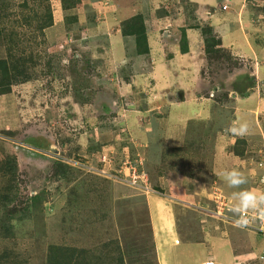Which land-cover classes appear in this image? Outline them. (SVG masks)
I'll return each instance as SVG.
<instances>
[{
  "label": "rangeland",
  "instance_id": "374dc122",
  "mask_svg": "<svg viewBox=\"0 0 264 264\" xmlns=\"http://www.w3.org/2000/svg\"><path fill=\"white\" fill-rule=\"evenodd\" d=\"M69 1L65 11L61 0H0L8 16L0 19V59L33 60L25 62L29 80L0 95V195L9 189L12 201L3 209L0 198V253H11L4 264H45L48 246L60 245L112 264L105 250L118 244L124 264H157L147 194L109 174L118 177L122 161L139 159L149 187L196 193L188 205L195 211L200 202L211 206L214 189L232 206L234 191L264 190V1ZM31 8L52 16L43 34L19 23ZM134 25L143 26L148 53L131 35ZM184 76L197 87L179 86ZM133 82V91L123 90ZM201 112L203 122L189 120ZM237 122L249 126L243 137L227 131ZM170 135L176 141L164 140ZM101 156L112 160L102 166ZM85 168H104L107 178ZM231 169L246 179L239 189L224 179ZM24 206L30 214L19 223ZM173 207L180 245L160 247L158 258L178 255L184 263L189 255L191 263L202 241L216 264H264L263 243L248 231L213 217L209 227L208 216ZM184 220L196 230L186 233ZM230 242L257 257L233 260Z\"/></svg>",
  "mask_w": 264,
  "mask_h": 264
},
{
  "label": "trees",
  "instance_id": "16d2710c",
  "mask_svg": "<svg viewBox=\"0 0 264 264\" xmlns=\"http://www.w3.org/2000/svg\"><path fill=\"white\" fill-rule=\"evenodd\" d=\"M61 1H62L63 10L66 11L68 7H70V4H69L70 1L69 0H61ZM24 7L26 9L28 5L25 4ZM0 11H2V13L0 12V19L2 17L4 19H8V16H6L4 13V10L0 8ZM138 17L140 18V16ZM21 22L27 25V27H30V24L35 23L36 25L35 28L38 30L40 34H43L44 29L52 25V16L50 15L49 12L44 13L42 16V13H38L33 8H31L30 11L19 15V23ZM195 28L196 26L190 27V29H195ZM5 34H6V28L2 26L1 21H0V39H4ZM131 35L137 36L135 39L137 45H140L143 43L141 53H148V41L146 39V36L144 35L143 26L142 25L132 26ZM181 38L183 39V42L186 41V34L184 32L182 33ZM9 40L10 42H12L13 39L10 38ZM25 62L30 63L32 65L33 60H31V58L25 59L24 56L23 57L19 56V60L15 59V65H13L10 63V61L0 59V78H1L0 95L1 94L5 95L7 93H10V89L12 85L16 83L21 84L29 80L30 75L28 73V69L25 66ZM2 81H4L5 84H3ZM131 161H140V160L135 159ZM140 168H142V162H141ZM141 170L143 171V169ZM178 176L179 174L175 177L176 182L179 181ZM155 190L157 191V189ZM9 193H10V190L6 189L0 195V198L2 200L1 208L3 209L6 208L8 204L12 203V201L10 200V196H8ZM34 200H36V197H33L30 199V201H33V203H34ZM28 213H29V210L27 206H24L19 210V223L23 222L25 217H27ZM9 219L10 217H8L7 221ZM5 231H7V229ZM104 247L109 248L107 245H104ZM105 253L111 257L110 259L113 262L112 264H124L123 254L118 244H116V247L114 250L111 249V251H109L107 249L105 250ZM10 255L11 253L7 255V252L5 253L1 252L0 253V264H4L6 260L10 257ZM95 256L96 255L90 254V251L86 249L63 247L60 245H50L47 248L45 264H102L103 262L101 261V259L98 258L97 260ZM96 260L97 262H95ZM108 264L110 263L108 262Z\"/></svg>",
  "mask_w": 264,
  "mask_h": 264
},
{
  "label": "crops",
  "instance_id": "0c3cea01",
  "mask_svg": "<svg viewBox=\"0 0 264 264\" xmlns=\"http://www.w3.org/2000/svg\"><path fill=\"white\" fill-rule=\"evenodd\" d=\"M221 5H223V3ZM227 11H228V9H227ZM223 26H225V25L223 24ZM154 62H156V61L154 60ZM184 78H185L184 80H182L181 78L178 80L179 86H182V88H184V89L190 88V91H192L194 88L197 87L198 81H195V78L193 76H190L189 78H188V76H184ZM139 80H142V79H139ZM135 81H138V80L136 79ZM168 84H170V79H168ZM136 85H137L136 90H137V88L142 87V85L140 86L138 82ZM144 85L145 84L143 82V86ZM133 89H135L134 82H133L132 86H129V87L125 86L123 90H128L130 92L131 90L133 91ZM146 94L147 93L145 92L144 95L146 96ZM251 98H254L253 95ZM234 99L244 100L243 98H241L239 96H235ZM208 100H210V99H208ZM255 100H256L255 102H257V98ZM255 106H256V109H258V110L263 109V105L261 104V102H257L255 104ZM196 107L199 108L198 106H196ZM210 107H211L210 104L206 105L207 113L205 115L206 118L204 119V122H206L210 118ZM199 109H201V108H199ZM196 116L197 117L199 116L198 120H196V119H189V120H195V121L203 122L202 117H204V116H203L202 112L200 114H196ZM196 116H194V117H196ZM205 124H207L205 126L210 127V125L208 123H205ZM170 136H171L170 139H164V140H166V141L176 140V138L174 136H172V135H170ZM215 154L218 155L217 152H215ZM182 184H183V186H185L187 184V181L185 180ZM167 188H171V187L167 186ZM168 195H169V197L164 198V199L163 198L160 199L161 197L159 198V197L153 196V195H147L146 196V208L148 209V214H149L150 230L152 231L153 239L155 240V243H154L155 251H154V253H155L156 262H157V264H189L190 263L189 258H191V256H189V255H187V257H186V260H185L186 262L181 263L178 255H173L171 257L165 256L164 258L162 256H160L158 258V254L160 255V247H162L164 245H166L168 248H170V246H172V245L176 246V247L180 245L178 240H180V237L182 238V235L180 234L179 237L177 236V234L179 235V232L177 231L178 230L177 229V221H179V219H177L175 217L173 206H177L178 208L181 207L183 210V214H184V211H186L187 209H190L188 206V205H190L189 200H192L194 198L197 199L198 195L196 193H192L191 195H187V194H185V192L180 191V190L174 192L173 195L169 192ZM198 200L200 201L199 197H198ZM199 201H198V204H199ZM148 204H150L151 211H149ZM200 204H202V203L200 202ZM153 210L155 212H153ZM152 212L155 214H152ZM192 212L197 213L194 209H192ZM150 214H151V216H150ZM186 218H188V217H186ZM154 220H156V222H160V225L159 224L155 225ZM184 222L187 223V225L189 223V226L186 229V233L190 229H192V232H194L193 229H195V228L191 227L190 222L188 220H186V221L184 220ZM210 222L212 223L213 221H207V222H205V225H208L209 227H211ZM176 241H178V245H176V243H175ZM202 245H203L202 241H199L197 244H194V247L198 248V249L197 250H191L192 252L196 253V255L194 257V261H192L190 264H204L207 261H214L215 258L212 257L211 254L209 252H207V250H201L200 249L202 247ZM235 246H237V245H235ZM235 246L232 242H230L231 250L234 251V253H235V250H237L235 248ZM204 253L206 254V256L204 255L205 258L199 260L201 257H203ZM234 259H235V255H233V260Z\"/></svg>",
  "mask_w": 264,
  "mask_h": 264
},
{
  "label": "clouds",
  "instance_id": "9594fccd",
  "mask_svg": "<svg viewBox=\"0 0 264 264\" xmlns=\"http://www.w3.org/2000/svg\"><path fill=\"white\" fill-rule=\"evenodd\" d=\"M219 9L221 11L225 12V11H227L228 7L226 5H221V6H219ZM248 129H249V126H248L247 122H237V123H234L232 126H230L227 129V131L236 135V136L243 137L244 135H246L248 133ZM224 179H225L227 185L230 188H234V189H239L240 185L246 183V179H245L243 173L241 171H239L238 169L226 170L224 172ZM128 187L132 188L131 186H128ZM149 188L152 190V192L151 191H141V193L147 194V195H156V196L161 197V198L169 197V195L166 192H164V189H162V191H156L155 189H153V187H149ZM132 189L139 192V190H136L134 188H132ZM214 193L221 194L218 189H214L213 194ZM213 194H212V198H211V206L208 208H204L205 206L200 204V206L198 207V211H196V212L201 216H204V217L208 216V221H212L211 217H213L217 220L216 221L217 223H220L222 225L229 226L232 228L236 227V228H239L241 230L248 231L252 236H255L259 241H261L263 243V246H264V240L262 239V237L260 235L256 234L252 230L237 226L232 221H228L224 217L215 215L213 213L215 211V203L213 202V198H214L215 194L214 195ZM231 198L233 199V201L235 203L232 206L231 201L227 200L225 198L226 202L230 205H229V210L224 212V213L226 215L230 216L231 219L237 218V222L239 224L246 225L249 222L247 215H245L246 213L251 214V213L258 212L261 216H264V190L241 189L238 191H234L232 193ZM189 206H192V205L190 204ZM190 209L192 210V208H190ZM231 212L235 213V215H232ZM202 222H203V220H202ZM237 245H239V244H237ZM235 247H237V246H235ZM253 247H254V243H253ZM262 251H263V248H262ZM235 253L236 254H235L234 260L243 261V260H246L247 258L254 259L257 257L256 254L249 253V252H243L242 253V252H236V250H235ZM262 256L264 258V255L259 256V258ZM260 261H262V260H260ZM205 263L216 264L213 261H207Z\"/></svg>",
  "mask_w": 264,
  "mask_h": 264
},
{
  "label": "built area",
  "instance_id": "2783aa9c",
  "mask_svg": "<svg viewBox=\"0 0 264 264\" xmlns=\"http://www.w3.org/2000/svg\"><path fill=\"white\" fill-rule=\"evenodd\" d=\"M101 157L102 158H100V162L102 164L101 163L100 164L102 166H105L106 164L108 165L110 163V160H112L111 157H107L108 159L104 158L103 156ZM140 165H141V161L124 160L121 162V166L119 167L118 171L122 169V172L118 175V177H117V173L116 175L111 173L109 174V177L113 176L118 182L129 184L132 188L136 190L152 192V190L148 187L147 180L143 175L144 173L141 170ZM85 170H87L90 173L96 174L98 176L107 178L106 176H104L105 173L102 172L104 168L102 169L99 168L98 170L85 168ZM214 194L215 195L213 198V202L215 203V211L213 213L215 215L222 216L228 221H232L237 226L252 230L256 234L260 235L262 239L264 240V216H261L258 212L251 213V214L246 213L245 215H247L249 222L246 225L239 224L237 222V218L231 219L230 216L224 213L229 210V205L226 202L225 198L219 193L218 194L214 193ZM262 253L264 255V246H263Z\"/></svg>",
  "mask_w": 264,
  "mask_h": 264
}]
</instances>
